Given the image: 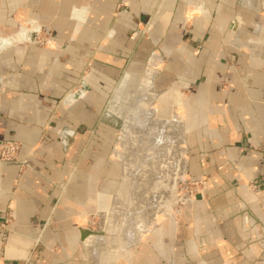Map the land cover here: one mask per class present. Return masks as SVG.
Instances as JSON below:
<instances>
[{
    "label": "crops",
    "instance_id": "1",
    "mask_svg": "<svg viewBox=\"0 0 264 264\" xmlns=\"http://www.w3.org/2000/svg\"><path fill=\"white\" fill-rule=\"evenodd\" d=\"M252 3L0 0V142L21 143L0 166V228L14 213L0 264H264V54L245 48L264 37V5ZM25 21L53 45L17 40ZM127 89L170 94L180 116L194 196L160 220L118 208L137 180L127 142L152 118L130 112L122 138L106 108ZM108 236L120 243L102 261Z\"/></svg>",
    "mask_w": 264,
    "mask_h": 264
},
{
    "label": "rangeland",
    "instance_id": "2",
    "mask_svg": "<svg viewBox=\"0 0 264 264\" xmlns=\"http://www.w3.org/2000/svg\"><path fill=\"white\" fill-rule=\"evenodd\" d=\"M251 1L253 2L252 6L253 7L256 6L255 8H258V7L260 8L261 6L260 4L262 3L264 5V0H251ZM37 27H39L38 29H40V33L38 34L31 33V30L37 29ZM46 31H48L51 38H53L52 30L49 29L47 25L41 24L37 21H25L20 26H18L14 35H15V38L19 40L20 42H23L26 44H32V45L42 47V48H47L53 45L52 39H51V43H48L45 46H40L36 42V39L38 37L46 36V33H45ZM26 37H28V39H26ZM256 44H258L259 46H264V37H261V41L259 43L257 42ZM116 91L112 95L110 99V103L108 107L106 108L107 110L106 114L116 120L120 128V133H121L122 138L125 136L124 133L127 132V130L125 131L124 126L126 122L128 123L130 120V119H127L128 118L127 116L130 114L131 109L135 105H138V106L146 105L145 108L149 107L148 112L151 113L152 115V118L150 119L151 121H149L150 123L157 122L161 118L163 119L166 118L168 120V121L167 120L163 121L162 123L158 125V128L153 133V136L151 137V139L149 136L139 133L129 140L128 142L129 148L124 153V157L126 158L133 157L135 154L134 152H139L138 151L139 149L137 150L136 148L137 147L139 148L140 143L142 141H146V140L148 141L149 139H150V144L152 145L155 144V147L159 148L157 149L160 151V154L158 156L159 159L157 158L158 160L156 159L154 163L151 164L153 170L149 165L147 167H149L150 169L147 168L143 170L142 172H138L136 174L137 180H136L135 186L132 188L133 189L131 192L132 197L130 196L131 199L119 201L118 204L120 205L118 206V208L122 207L121 210H126L128 213L130 212V215L132 216L131 219L134 218L133 220H139L135 216L140 211H144L145 216L149 217L150 211L153 210V212L155 213L163 214L167 208L171 207V205L174 204L172 206L174 208L171 207L173 211L170 212V213H173L178 208V206H180L181 204L185 203L188 200L192 186L188 184V181L186 182L183 179L184 171H182L183 170L181 167L182 158L180 156L181 150L183 147V143L181 142L182 138H180V136L183 135V129H182L181 121H180V116L177 117L176 106L173 107L171 103H169L171 101V95L170 94L161 95L158 92L150 90L145 93L146 98L145 96L142 98L140 97L141 95L138 94V96H136L132 93V91H130V89L129 91L127 89L126 92L125 91L119 92V97H118L117 96L118 93ZM149 102L151 105H155V106H157V104L162 105L161 106L162 112L157 110L155 106H152L150 109V104H148ZM161 115L165 117H161ZM130 124H133V123H130ZM158 138H162V140H157ZM167 149H170L171 152H168ZM164 160L167 163L166 165L169 169H164V170L160 169V164ZM130 161H131V158H130ZM166 170L168 173L166 172ZM157 176L165 177L166 182L163 185H159L155 183L157 181ZM126 186L127 185L125 186L122 185L121 193L123 192V188ZM152 194H155L156 196H153ZM109 208H112V207H109ZM164 217L166 216H164L163 214V216H160L158 219L160 220L161 218H164ZM106 218L100 219L96 216V218L94 217L91 218L88 221V224L92 228L99 229L102 225L103 226L105 225L106 220H107ZM143 219L140 217L141 225L142 224L145 225L144 223L145 220ZM114 220L116 222V215L114 216ZM130 220L127 219L125 221V224H128ZM119 243L120 242H119L118 236L117 237L108 236V238L105 239L103 246L100 248V250L104 252L102 253V257H101L103 258L102 261H109L110 260L109 258H112L115 255V253L118 250L116 248Z\"/></svg>",
    "mask_w": 264,
    "mask_h": 264
},
{
    "label": "bare ground",
    "instance_id": "3",
    "mask_svg": "<svg viewBox=\"0 0 264 264\" xmlns=\"http://www.w3.org/2000/svg\"><path fill=\"white\" fill-rule=\"evenodd\" d=\"M239 42H240V40H239ZM239 44V43H238ZM242 45V44H241ZM245 48H247L248 49V51L251 53V54H253V55H261V54H263L264 53V46H259V45H254V44H251V45H248V46H245ZM148 104H150V102L148 103ZM146 106V105H145ZM145 106H142V105H140V106H138V105H136V106H134L133 108H132V110H131V112H134V114H139V115H141L142 117H144V118H150V116H152L151 115V113H149L148 111V108H145ZM152 106H155V105H151L150 104V109H151V107ZM161 106L162 105H160V104H157V106H155V108L157 109V110H159V111H161ZM162 112V111H161ZM135 116V115H134ZM161 117H165V116H163V115H161ZM136 118V117H135ZM138 120V119H137ZM167 119L166 118H161V119H159L157 122H154V123H150V122H148V123H146V127L144 128L143 126H142V128H144V129H142L141 131H142V133L144 134V135H147V136H149L150 137V139H151V137L153 136V133L157 130V128H158V125L160 124V123H162L163 121H166ZM131 121V120H130ZM168 121V120H167ZM129 128H130V126H129ZM133 128L134 129H137V128H139L140 129V127L138 126V122H137V125H135V126H133ZM165 131V130H164ZM136 132V131H135ZM135 132H133V134L135 133ZM131 133V132H130ZM133 134H131V135H133ZM150 139L147 141H142L141 143H140V146H139V148L137 147L136 149L139 151V152H134V151H136V150H134L133 152L135 153L134 154V156L133 157H129L128 158V160H126L125 161V170L126 171H128V170H130L131 172H132V175L134 174V175H136L138 172H142L143 170H145V169H147V168H149V167H147V166H149L150 165V167L152 168V166H151V164H153L154 163V161L158 158V156H159V154H160V151L158 150L159 148L158 147H155V144L154 145H152V144H150ZM157 140H162V138H158ZM129 141V140H128ZM128 143V142H127ZM158 148V149H157ZM159 151V152H158ZM167 151L168 152H171L170 151V149H167ZM167 153V152H166ZM183 154V150H181V158H182V155ZM185 155V154H184ZM130 158H131V161H130ZM168 158V157H167ZM159 159V158H158ZM157 159V160H158ZM166 160V159H165ZM165 160L164 161H162V163L160 164V169H162V170H164V169H169L168 167H167V163L165 162ZM159 164V163H158ZM143 167V168H142ZM182 167V166H181ZM150 169V168H149ZM152 170H153V168H152ZM147 171V170H146ZM151 172V171H150ZM158 172V171H157ZM162 172V171H161ZM161 172H160V174H161ZM166 172H167V170H166ZM163 173V172H162ZM168 173V172H167ZM159 174V175H160ZM133 175V176H134ZM141 175V174H140ZM169 175V174H168ZM163 176V175H162ZM158 177V176H157ZM161 179H163L162 177H158V180L159 181H161ZM162 182V181H161ZM160 182V183H161ZM156 183V182H155ZM156 185V184H155ZM126 196V195H125ZM167 197V196H166ZM131 199V198H130ZM173 204V203H172ZM174 205V204H173ZM173 205H171V207L173 206ZM170 207V209H172V208H174V207H172L171 208ZM154 222V221H153Z\"/></svg>",
    "mask_w": 264,
    "mask_h": 264
},
{
    "label": "built area",
    "instance_id": "4",
    "mask_svg": "<svg viewBox=\"0 0 264 264\" xmlns=\"http://www.w3.org/2000/svg\"><path fill=\"white\" fill-rule=\"evenodd\" d=\"M38 28L39 27H37V29H32L31 33H37V34L40 33V29H38ZM45 33H46V36L38 37L36 39V42L40 46H45L48 43H51L52 38H51L49 32L46 31ZM26 39H28V37H26ZM20 148H21V143H19L17 141L0 142V166L2 164L17 162L18 161L17 156H18V152H19ZM26 166H27L26 161L20 162L21 168L26 167ZM193 196H194V188L192 187L188 200L190 198H192ZM13 220H14V213L11 210L7 211L5 213L4 222H3L4 227L0 228V243H3L6 241V237H7V234L9 232V230L7 229V226L10 225V223H12Z\"/></svg>",
    "mask_w": 264,
    "mask_h": 264
}]
</instances>
